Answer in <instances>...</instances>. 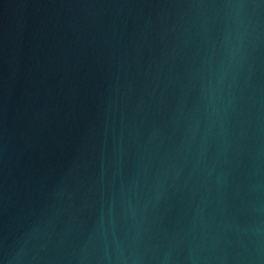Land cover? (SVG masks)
<instances>
[{
  "label": "water",
  "instance_id": "95a60500",
  "mask_svg": "<svg viewBox=\"0 0 264 264\" xmlns=\"http://www.w3.org/2000/svg\"><path fill=\"white\" fill-rule=\"evenodd\" d=\"M0 264H264V0H0Z\"/></svg>",
  "mask_w": 264,
  "mask_h": 264
}]
</instances>
